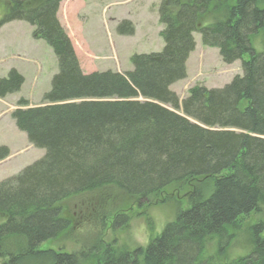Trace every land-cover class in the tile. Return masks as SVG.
Listing matches in <instances>:
<instances>
[{
    "label": "trees",
    "instance_id": "16d2710c",
    "mask_svg": "<svg viewBox=\"0 0 264 264\" xmlns=\"http://www.w3.org/2000/svg\"><path fill=\"white\" fill-rule=\"evenodd\" d=\"M61 1L4 0L0 13V28L14 21L32 26L58 65L42 105L20 99L11 113L16 129L44 155L0 182L2 264L85 261L39 248L69 229L58 206L69 198L103 191L115 200L145 201L197 179L204 181L195 184L188 206L146 247H107L96 264H264V0H162L159 53L131 56L132 70L122 74L86 75L56 18ZM124 25L117 31L132 35L131 24L127 31ZM194 33L226 65L240 61L242 73L220 89L194 87L180 101L170 86L186 77ZM23 83L10 70L0 78V98ZM8 155L1 146L0 161ZM251 214L260 221L246 228L250 250L231 258L228 231ZM126 223L116 216L112 229ZM10 238L22 243L4 251Z\"/></svg>",
    "mask_w": 264,
    "mask_h": 264
},
{
    "label": "rangeland",
    "instance_id": "374dc122",
    "mask_svg": "<svg viewBox=\"0 0 264 264\" xmlns=\"http://www.w3.org/2000/svg\"><path fill=\"white\" fill-rule=\"evenodd\" d=\"M162 0H63L56 18L70 40L83 72H117L132 70L131 56L159 53L163 48L158 22V8ZM0 0V13L4 10ZM209 14L203 24L210 23ZM133 34L117 31L120 24ZM34 28L27 23L14 21L0 28V78L15 70L24 78L17 93L0 98V146H7L10 154L0 161V182L17 175L22 169L40 160L44 151L28 144L25 134L18 131L11 118L17 102L24 99L29 107L42 105V97L50 90L52 77L58 72L57 60L47 44L33 36ZM195 49L186 64V77L177 81L170 90L180 101L194 87L222 88L233 77L241 75V63L231 65L222 62L218 51L202 46L200 35L193 34ZM258 36L255 41L260 40ZM169 108L168 106H166ZM178 114H182L177 111ZM202 179L188 182L186 186H172L145 201L134 198L113 199L107 193H89L61 202V216L70 221V227L55 239L42 244V250L52 249L84 255L81 264H96L103 258L107 247L131 252L146 247L150 239L158 236L164 226L174 220L178 210L188 206V197L195 184ZM102 196L106 197L103 199ZM124 215L127 223L113 230V220ZM260 221L251 214L239 220L236 229L228 231L233 239L228 248L231 258L246 255L250 250L246 230ZM3 217L0 216V224ZM22 243L20 239L5 240L4 251ZM6 248V249H5ZM213 254L216 242L208 246ZM4 257H0V264Z\"/></svg>",
    "mask_w": 264,
    "mask_h": 264
},
{
    "label": "crops",
    "instance_id": "0c3cea01",
    "mask_svg": "<svg viewBox=\"0 0 264 264\" xmlns=\"http://www.w3.org/2000/svg\"><path fill=\"white\" fill-rule=\"evenodd\" d=\"M79 67H80V70H81V72H82L83 70H82V67H81L80 63H79ZM90 73H92V72H83V74H85V75H86V74H90ZM13 124H14V122H13ZM14 126H15V125H14ZM15 128H16V127H15ZM25 137H26V136H25ZM0 147H1V146H0ZM4 147H6V148L8 149L9 154H10V150H9L10 148L7 147V146H4Z\"/></svg>",
    "mask_w": 264,
    "mask_h": 264
}]
</instances>
